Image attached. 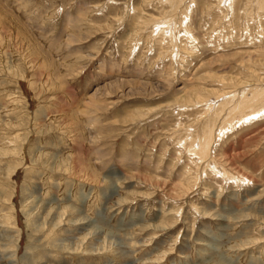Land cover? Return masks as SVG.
<instances>
[{
    "label": "rangeland",
    "instance_id": "1",
    "mask_svg": "<svg viewBox=\"0 0 264 264\" xmlns=\"http://www.w3.org/2000/svg\"><path fill=\"white\" fill-rule=\"evenodd\" d=\"M0 264H264V0H0Z\"/></svg>",
    "mask_w": 264,
    "mask_h": 264
}]
</instances>
